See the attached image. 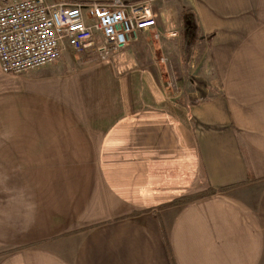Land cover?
Returning a JSON list of instances; mask_svg holds the SVG:
<instances>
[{
    "label": "crops",
    "instance_id": "1",
    "mask_svg": "<svg viewBox=\"0 0 264 264\" xmlns=\"http://www.w3.org/2000/svg\"><path fill=\"white\" fill-rule=\"evenodd\" d=\"M184 5L202 102L143 61L154 28L119 55L0 70V264H264V0Z\"/></svg>",
    "mask_w": 264,
    "mask_h": 264
},
{
    "label": "built area",
    "instance_id": "2",
    "mask_svg": "<svg viewBox=\"0 0 264 264\" xmlns=\"http://www.w3.org/2000/svg\"><path fill=\"white\" fill-rule=\"evenodd\" d=\"M155 25L143 2L0 0V70L24 75L57 63L67 47L102 58L119 55Z\"/></svg>",
    "mask_w": 264,
    "mask_h": 264
},
{
    "label": "rangeland",
    "instance_id": "3",
    "mask_svg": "<svg viewBox=\"0 0 264 264\" xmlns=\"http://www.w3.org/2000/svg\"><path fill=\"white\" fill-rule=\"evenodd\" d=\"M50 1L64 2L68 5H73L75 0ZM122 2L124 4L132 3V1L126 2L124 0H122ZM154 2L157 3L154 4V11L148 2H143L144 4H149L148 6H150L156 21V25L154 27L155 30H152L154 32H152V34H146L143 38L145 43H147V41H156L154 48L153 46L147 47V45L142 47L141 54L144 55L143 61L146 62L147 59L151 60L153 69H162L172 74L171 78H167V82H165L166 85L171 86V88L180 87L181 90L185 89L189 92L192 88L195 90V102H202L206 96L205 92L208 90L207 80H202L203 76H200L201 73L196 74V72L207 70H202L201 56L203 46H196V49L190 55L189 52L186 53L187 49L183 46L182 33L180 30L175 29V27L168 29V31L164 30L166 28L165 25L170 26L171 24H178V28L180 27V23L182 21L181 15L183 14L184 9H187L184 5V0H156ZM161 26L165 27L162 28ZM159 28H161V30ZM167 33H173V37L167 36ZM164 34L166 36H164ZM165 42H169V44L166 45ZM150 49H153L154 52H151ZM187 59L189 60L188 63ZM192 64L195 66L193 67ZM159 66H162L163 68H159ZM185 97H188V95Z\"/></svg>",
    "mask_w": 264,
    "mask_h": 264
},
{
    "label": "trees",
    "instance_id": "4",
    "mask_svg": "<svg viewBox=\"0 0 264 264\" xmlns=\"http://www.w3.org/2000/svg\"><path fill=\"white\" fill-rule=\"evenodd\" d=\"M146 0H134L135 3L137 2H144ZM181 26H180V31L183 36V42L185 49H187V52L191 55L193 52L194 47L200 43L201 37H200V31H199V26H198V21L196 18V15L190 10V9H184L183 14L181 15ZM249 182L253 181V179L248 180ZM232 187L224 188L221 191H226ZM214 191H206L201 194H198L194 197H182L173 200L170 203L162 205L160 208H169V207H175V206H182L187 204L188 202L194 200V199H199L206 197L210 194H212Z\"/></svg>",
    "mask_w": 264,
    "mask_h": 264
}]
</instances>
